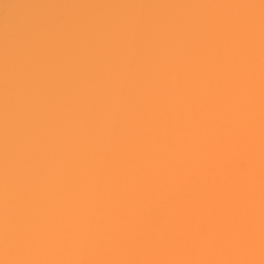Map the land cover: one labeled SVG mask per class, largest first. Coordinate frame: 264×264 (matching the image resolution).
Segmentation results:
<instances>
[{"label": "snow or ice", "instance_id": "6c2138e0", "mask_svg": "<svg viewBox=\"0 0 264 264\" xmlns=\"http://www.w3.org/2000/svg\"><path fill=\"white\" fill-rule=\"evenodd\" d=\"M61 17L148 55L123 75L134 86L79 94L42 167L26 43ZM0 24L4 264H250L264 249V0L18 3Z\"/></svg>", "mask_w": 264, "mask_h": 264}, {"label": "clouds", "instance_id": "9594fccd", "mask_svg": "<svg viewBox=\"0 0 264 264\" xmlns=\"http://www.w3.org/2000/svg\"><path fill=\"white\" fill-rule=\"evenodd\" d=\"M92 0H28L35 4H80ZM12 3L0 0V12ZM65 15L75 16L74 10ZM259 17V9H257ZM0 24V32H2ZM137 38L114 36L109 30L78 23L63 17L43 21L31 33L26 43L25 78L22 89L29 97L36 114L33 121V142L46 156L54 158L60 142L70 140L68 115L83 91L91 90L100 77L109 95L119 94L121 88L134 86L133 81H124L123 75L131 67L134 73L147 58V42L134 43ZM257 49H259V25L257 24ZM3 58L0 52V131L3 126ZM2 151V148H0ZM2 182V172H0ZM6 240L0 218V264H4ZM250 264H264V249L259 246L249 258Z\"/></svg>", "mask_w": 264, "mask_h": 264}, {"label": "bare ground", "instance_id": "6f19581e", "mask_svg": "<svg viewBox=\"0 0 264 264\" xmlns=\"http://www.w3.org/2000/svg\"><path fill=\"white\" fill-rule=\"evenodd\" d=\"M7 2L12 4H18L28 2V0H7ZM0 15H2V12H0Z\"/></svg>", "mask_w": 264, "mask_h": 264}]
</instances>
